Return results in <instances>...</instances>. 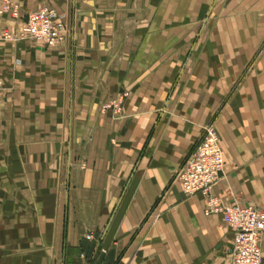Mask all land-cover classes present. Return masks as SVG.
Here are the masks:
<instances>
[{
  "label": "crops",
  "instance_id": "0c3cea01",
  "mask_svg": "<svg viewBox=\"0 0 264 264\" xmlns=\"http://www.w3.org/2000/svg\"><path fill=\"white\" fill-rule=\"evenodd\" d=\"M7 1L69 30L0 40V264H227L177 171L213 123L211 194L264 211V0Z\"/></svg>",
  "mask_w": 264,
  "mask_h": 264
},
{
  "label": "built area",
  "instance_id": "2783aa9c",
  "mask_svg": "<svg viewBox=\"0 0 264 264\" xmlns=\"http://www.w3.org/2000/svg\"><path fill=\"white\" fill-rule=\"evenodd\" d=\"M10 10H14L16 15L15 5L7 0H0V23L1 16ZM68 30V25L60 20L54 8L42 6L29 12L27 19L18 28L0 24V40H41L46 47L54 48L66 41ZM4 93L5 87L0 79V108ZM202 136L191 155L177 171L183 192L186 195L201 193L207 198L206 213L223 215V223L232 231L234 237L231 247L227 250V264H261L264 211L251 204H222L211 194L212 187L219 181L224 167L223 150L213 123L205 125Z\"/></svg>",
  "mask_w": 264,
  "mask_h": 264
},
{
  "label": "rangeland",
  "instance_id": "374dc122",
  "mask_svg": "<svg viewBox=\"0 0 264 264\" xmlns=\"http://www.w3.org/2000/svg\"><path fill=\"white\" fill-rule=\"evenodd\" d=\"M43 6H46V5H43ZM42 7V6H41Z\"/></svg>",
  "mask_w": 264,
  "mask_h": 264
}]
</instances>
